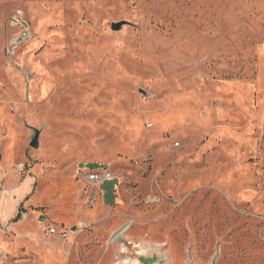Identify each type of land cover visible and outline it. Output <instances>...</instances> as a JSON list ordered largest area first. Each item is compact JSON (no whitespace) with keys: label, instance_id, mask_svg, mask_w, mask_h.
Instances as JSON below:
<instances>
[{"label":"rangeland","instance_id":"rangeland-1","mask_svg":"<svg viewBox=\"0 0 264 264\" xmlns=\"http://www.w3.org/2000/svg\"><path fill=\"white\" fill-rule=\"evenodd\" d=\"M0 164V264H264V0H0Z\"/></svg>","mask_w":264,"mask_h":264},{"label":"built area","instance_id":"built-area-1","mask_svg":"<svg viewBox=\"0 0 264 264\" xmlns=\"http://www.w3.org/2000/svg\"><path fill=\"white\" fill-rule=\"evenodd\" d=\"M10 25L16 30V32L12 34L11 39L6 44L5 55L8 60L14 59L20 49L27 45L32 39V32L29 23L22 11H16L11 18ZM81 177L84 181V187L89 189V204L90 208H93L97 200L96 191L112 180V174L105 169H101L99 171H90L86 173L85 176L82 175ZM21 216L23 219L26 218L25 213H22ZM41 224H43V230L45 233L51 235L56 234V229L46 224L45 220L41 219ZM3 258H5V255L0 251V260H3Z\"/></svg>","mask_w":264,"mask_h":264},{"label":"crops","instance_id":"crops-1","mask_svg":"<svg viewBox=\"0 0 264 264\" xmlns=\"http://www.w3.org/2000/svg\"><path fill=\"white\" fill-rule=\"evenodd\" d=\"M7 175L8 172L5 173V168L0 164V225L5 228L8 227L10 231L8 224L16 219V215L19 213L18 209H21L22 205L28 202L31 197L35 187V178L27 175L17 180L16 176H13L8 182ZM27 216L26 214V218L22 221L27 220ZM15 222H12V225Z\"/></svg>","mask_w":264,"mask_h":264},{"label":"water","instance_id":"water-1","mask_svg":"<svg viewBox=\"0 0 264 264\" xmlns=\"http://www.w3.org/2000/svg\"><path fill=\"white\" fill-rule=\"evenodd\" d=\"M126 24H128L127 22H113L111 23V30L118 32L122 29V27H124ZM38 137H39V132L37 130H34V137L32 142L30 143V145L33 148H38L39 145V141H38ZM141 264H160V262H158L157 260H143L141 262Z\"/></svg>","mask_w":264,"mask_h":264},{"label":"bare ground","instance_id":"bare-ground-1","mask_svg":"<svg viewBox=\"0 0 264 264\" xmlns=\"http://www.w3.org/2000/svg\"><path fill=\"white\" fill-rule=\"evenodd\" d=\"M129 226H130V223L126 224V225L123 227L122 231H120V232L114 237V239H112L111 242L115 241L117 238H119V237L122 236L125 232H127V228H129ZM126 236H127V235H126ZM168 255H169V254H168ZM169 257H170V256H169ZM170 260H171V259H170ZM171 264H172V262H171Z\"/></svg>","mask_w":264,"mask_h":264}]
</instances>
